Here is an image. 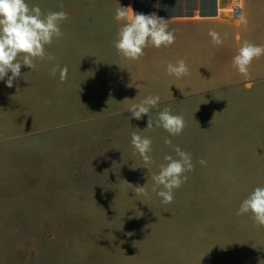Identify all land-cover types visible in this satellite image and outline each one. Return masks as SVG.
<instances>
[{"label":"rangeland","instance_id":"rangeland-1","mask_svg":"<svg viewBox=\"0 0 264 264\" xmlns=\"http://www.w3.org/2000/svg\"><path fill=\"white\" fill-rule=\"evenodd\" d=\"M26 2L45 13L68 14L59 41L67 37L68 27L103 20L99 13L113 5L110 0ZM46 51L51 53V45ZM92 51L97 52L95 47ZM35 63L33 71L22 65L13 87L0 81V140L26 138L11 152L20 154L27 168L26 199L17 208L25 189L9 172L15 161L9 159L7 145L0 144V264H264L259 227L250 213L236 214L242 200L264 186V162L246 163L257 175L249 179L246 192H174V202L163 204L151 191L152 179L143 177L132 181L145 186L148 197L124 192L135 188L121 184L129 181L121 177L125 172L100 168L99 161L71 160L68 143L79 141L82 150V132L52 127L73 119L63 112L83 107L85 92L63 93L67 81H53L46 75L48 65ZM50 98L55 111L46 102ZM242 183L231 178L215 185Z\"/></svg>","mask_w":264,"mask_h":264},{"label":"crops","instance_id":"crops-1","mask_svg":"<svg viewBox=\"0 0 264 264\" xmlns=\"http://www.w3.org/2000/svg\"><path fill=\"white\" fill-rule=\"evenodd\" d=\"M110 1L112 9L99 13L103 20L89 26L68 27L65 40L51 44V54L56 59L44 61L49 67L46 75L53 81L60 79L59 72L55 77L51 75L52 67L57 63L61 68L67 66V89H61L63 93L70 96L82 88L87 98L78 112H63L74 116L72 120L52 127L68 134L82 132V150L78 148L79 141L68 143L71 160L99 161L103 163L100 168L125 172L121 177L129 181L121 184L130 188L138 186L132 181L134 178L150 179L159 172L161 164L167 163L165 155L178 157L173 147L163 143L169 133L155 125L154 130H145L148 116L136 120L128 108L149 95L159 96V107L152 109L150 115L155 118L167 107L172 114L184 117L183 133L170 138L173 146L192 154L195 166L186 173L187 180L180 187L186 189L174 192L248 191L249 179L257 175L246 169V163L264 162V55L252 61L247 75L239 73L232 60L244 41L264 45V0H238L239 17L231 13L235 0ZM120 6L130 7L134 13H156L169 20V31L175 30V43L159 49L149 46L137 61L118 55L114 41L123 22H117L114 16ZM209 30L219 33L224 43L214 45ZM93 47L98 53L92 51ZM181 59L189 74L179 79L168 75L165 62L175 64ZM51 101L50 98L46 102L53 111L55 105ZM133 132L152 140V163L148 168H144L143 159L131 145ZM24 142L26 138L0 140L1 145L8 147L9 159L15 161L9 172L25 189V197L17 208L26 199L27 168L20 154H12L11 147ZM80 153L83 157L75 158ZM201 159L206 166L199 163ZM231 178L244 183L238 187L215 185ZM259 233L263 238L264 229L259 227Z\"/></svg>","mask_w":264,"mask_h":264},{"label":"clouds","instance_id":"clouds-1","mask_svg":"<svg viewBox=\"0 0 264 264\" xmlns=\"http://www.w3.org/2000/svg\"><path fill=\"white\" fill-rule=\"evenodd\" d=\"M114 19L123 22L114 48L117 54L131 61H137L144 56V49L151 46L154 48L170 47L175 43V30L169 31L168 21L159 17L156 13H134L130 7H118ZM246 24L247 21L241 17ZM69 16L64 11L42 12L39 6L30 7L26 0H0V81H5L7 87H13L14 81L21 77V67L27 66L31 71L36 70V60L52 61L55 56L46 51L54 40L63 36L61 24L68 21ZM208 35L216 46L224 43L220 34L215 30H209ZM226 35V34H225ZM264 55V45H257L244 41L233 57L232 64L239 73L247 75L249 66L254 59ZM166 63V71L170 76L177 79L189 74V68L185 60H178L175 64ZM59 72L60 82L67 79L68 68H63L57 63L51 69V75L56 76ZM11 73V75H9ZM6 78V79H5ZM160 97L149 95L139 103H133L128 108L131 117L136 120L148 116L145 130H154L162 127L168 137L163 143L173 147L176 157L165 155L166 164L159 166V172L153 174L151 179L153 187L151 191L162 198L161 203L171 204L174 202V190L179 189L187 180L186 173L194 170L192 154L182 150L179 146H173L170 137L179 136L186 127L182 115H174L171 109L164 108L153 118L150 112L159 107ZM131 145L144 161V168L152 163L149 153L152 151V140L133 132ZM199 163L206 166V161L201 159ZM136 195L149 196L145 186L135 187ZM251 214L250 218L254 226L264 228V186L255 187L240 203L237 215Z\"/></svg>","mask_w":264,"mask_h":264},{"label":"built area","instance_id":"built-area-1","mask_svg":"<svg viewBox=\"0 0 264 264\" xmlns=\"http://www.w3.org/2000/svg\"><path fill=\"white\" fill-rule=\"evenodd\" d=\"M231 13L235 17H239L240 16V6H239V1L238 0H235V2L233 3V6L231 8Z\"/></svg>","mask_w":264,"mask_h":264}]
</instances>
